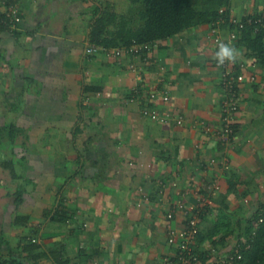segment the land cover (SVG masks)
<instances>
[{
	"label": "crops",
	"instance_id": "1",
	"mask_svg": "<svg viewBox=\"0 0 264 264\" xmlns=\"http://www.w3.org/2000/svg\"><path fill=\"white\" fill-rule=\"evenodd\" d=\"M115 1L0 0L1 10L17 4L22 12L16 29L0 26L4 258L171 264L167 212L180 199L195 204L211 182L221 185L200 243L213 242L222 253L264 208V64L232 41L248 66L235 134L223 144L215 134L224 91L211 59L212 23L137 52L105 48L91 40L101 15L109 31L144 23L141 6L129 0L115 10ZM231 10L264 14V0H231ZM152 110L167 119H153ZM171 222L185 225L180 212Z\"/></svg>",
	"mask_w": 264,
	"mask_h": 264
},
{
	"label": "trees",
	"instance_id": "2",
	"mask_svg": "<svg viewBox=\"0 0 264 264\" xmlns=\"http://www.w3.org/2000/svg\"><path fill=\"white\" fill-rule=\"evenodd\" d=\"M132 4L140 7V17L144 23L134 28L122 23L114 31L107 30L108 16L101 15L91 32V40L97 45L108 47H127L133 43H153L181 33L186 28L196 23H215L222 15L224 22L223 28H233L230 17L232 15L231 0H131ZM224 12H221V9ZM246 14L242 18H246ZM264 17V14H256ZM5 28L6 26H1ZM7 28V27H6ZM237 43L245 48L246 55L251 59H256L264 64V26L256 30L255 24L245 23L240 29ZM13 128L10 135L17 132ZM12 167L11 162H5ZM22 191L19 192L18 201L22 202ZM264 216V208H261L255 215L250 224L241 233L242 239V258L238 259L237 264H264V221L258 222ZM53 219L59 215L53 214ZM244 238V239H243ZM250 245V247H247ZM39 245L35 244L34 248ZM44 253V252H43ZM42 252L35 256V262L39 261ZM55 255V256H54ZM57 264H67L69 258L63 260L58 255L53 254ZM0 264H28L26 260L19 258H4L0 253Z\"/></svg>",
	"mask_w": 264,
	"mask_h": 264
},
{
	"label": "built area",
	"instance_id": "3",
	"mask_svg": "<svg viewBox=\"0 0 264 264\" xmlns=\"http://www.w3.org/2000/svg\"><path fill=\"white\" fill-rule=\"evenodd\" d=\"M224 12V9H221ZM22 20V12L17 4L6 5L4 10L0 9V26H6L10 30L17 28ZM230 21L235 27L231 28L228 34L222 31L221 23L224 22L223 15L212 24L210 36L216 44L218 40L227 38L235 41L239 37L240 29L245 23L255 24L256 30L260 26H264V17L256 14L248 15L246 18L237 15H231ZM150 43H133L127 47H122L129 52H137L142 47H148ZM121 49V48H119ZM248 62L237 60L235 63L225 65L219 68L220 83L224 91V99L222 101V123L216 131V137L223 143L231 142L235 134L236 118L241 109V84L246 80V69ZM256 75L252 73L251 79L255 80ZM155 93L151 94L154 97ZM150 116L153 119L166 120V116L160 117L157 110H152ZM183 121V116H179L178 122ZM210 128H208L209 130ZM216 158H212L211 163L216 162ZM209 192L199 194V199L195 204H189L183 199L176 202L173 209L167 212L168 218V242L175 249L173 257L167 256V260L171 264H237L238 259L242 258V243H238L232 250L222 253L218 248L209 243L202 246L200 243V234L202 229V221L204 215L214 204V196L220 190L221 185L216 181L209 185ZM180 212L183 216L185 225L182 228L172 225V220L175 219L176 213ZM264 221L262 216L258 222ZM250 247V245H247Z\"/></svg>",
	"mask_w": 264,
	"mask_h": 264
},
{
	"label": "clouds",
	"instance_id": "4",
	"mask_svg": "<svg viewBox=\"0 0 264 264\" xmlns=\"http://www.w3.org/2000/svg\"><path fill=\"white\" fill-rule=\"evenodd\" d=\"M241 56L239 49L227 38L218 40L214 46L211 59L215 61L217 68L235 63Z\"/></svg>",
	"mask_w": 264,
	"mask_h": 264
},
{
	"label": "rangeland",
	"instance_id": "5",
	"mask_svg": "<svg viewBox=\"0 0 264 264\" xmlns=\"http://www.w3.org/2000/svg\"><path fill=\"white\" fill-rule=\"evenodd\" d=\"M102 2H105V1H102ZM101 2V3H102ZM117 2V5L115 6L114 4ZM131 5V2H129V0H118V1H115L114 3H113V5L114 6H112V7H114L115 8V10L118 8L119 9V7L121 6V8L124 6V5ZM120 10V9H119ZM137 13L135 12V13H132V15H131V18H132V20H138L139 18L137 17ZM210 243H213V242H210ZM215 246H217V244L215 245ZM218 247V246H217ZM235 247V246H234ZM233 249V248H232ZM232 249H229L228 251H230V250H232ZM227 251V252H228Z\"/></svg>",
	"mask_w": 264,
	"mask_h": 264
}]
</instances>
